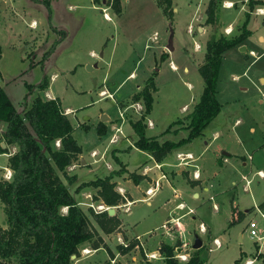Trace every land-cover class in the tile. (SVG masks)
Wrapping results in <instances>:
<instances>
[{
  "label": "rangeland",
  "instance_id": "1",
  "mask_svg": "<svg viewBox=\"0 0 264 264\" xmlns=\"http://www.w3.org/2000/svg\"><path fill=\"white\" fill-rule=\"evenodd\" d=\"M171 1L177 8H173L170 19L160 0H121L119 14L106 0H0V85L7 98L21 111L31 104L34 95L58 96L63 111H71L66 115L82 147L65 173L59 172L91 223L103 234L105 244L94 251L90 247H86L90 251L80 248L79 254L72 256L71 264H142L146 258L158 263L164 258L159 250L163 242L180 243L174 252L189 257L196 249L191 245L194 233L202 240L199 255L205 259L201 264H244L246 258L253 257L251 264H262L255 253L264 251V243L257 247L256 237L250 236L246 223L255 220L257 233L264 234V208L260 206L264 202V39L260 40L258 35H264V14L251 13L247 22L252 29L250 36L223 53L216 86L219 112L199 135L156 160L133 144L137 135L130 121L144 111L143 100L134 101L133 93L149 77L154 80L152 107L144 118L146 135H156L159 140L185 136L187 114L203 87L198 65L203 60L205 41L212 32L240 33L247 7L243 0L233 1L238 6L223 1L226 8L219 1V18L211 24L205 20L208 1ZM221 19L239 24L240 31L227 33ZM44 75L48 86L40 87L37 84ZM102 114L108 118H102ZM99 123L105 127L100 134ZM4 125L0 121V128ZM113 133L115 140H111ZM7 150L2 152L0 148V177L4 178L8 173L5 158L11 147ZM185 151L195 157L189 164V158L182 160L178 156ZM222 151L231 155L220 164L217 157ZM115 156L130 170L126 168L112 180H120L137 200L126 210V197L131 196L125 189L126 197L109 205L116 208L119 224L106 233L90 212L103 209L102 200L94 197L96 188L92 191L91 186H84L77 191L76 187L82 181L119 168ZM165 157V161L176 164H161ZM194 163L204 176L201 186L196 188L187 181L184 169L183 174L178 172L180 165L185 164L193 177ZM130 172L142 176L140 182L148 186L145 192V186L137 185ZM155 173L167 174L160 178L159 186ZM168 173L180 175L174 180L175 187L170 184ZM69 175L75 176L73 182H69ZM245 176L251 178L247 185ZM156 186L148 204L146 197ZM115 188L121 192L117 185ZM149 188L152 190L147 192ZM177 193L186 202L180 211L192 208L185 217L192 220L189 242L185 245L175 225L161 223L179 207H175L180 199ZM232 204L236 206L234 213ZM239 212L243 215L237 219ZM119 216L124 217L125 223ZM229 218L235 220L229 224ZM200 221L206 231L200 230ZM0 223L6 226L1 202ZM135 233L141 234V238ZM214 236L221 240L220 247H213ZM132 241L136 244L123 253L120 245ZM150 252L155 256L148 257Z\"/></svg>",
  "mask_w": 264,
  "mask_h": 264
},
{
  "label": "trees",
  "instance_id": "2",
  "mask_svg": "<svg viewBox=\"0 0 264 264\" xmlns=\"http://www.w3.org/2000/svg\"><path fill=\"white\" fill-rule=\"evenodd\" d=\"M162 1L163 12L171 19L172 1ZM248 2L250 8H254L261 1ZM106 4L111 5L116 13L121 12V0H106ZM218 10L219 0H208L206 22H217ZM248 14L240 33L215 35L212 32L206 39L203 60L198 65L203 87L187 114L184 126L188 131L185 136L177 140H159L156 135H146L144 118L152 107V91L156 89L154 80L149 77L141 89L133 93L134 101L141 98L144 102V111L130 121L137 135L133 141L136 147L160 160L173 147L199 135L219 112L221 104L216 96V86L222 56L224 51L240 45L250 34L246 26ZM37 85L47 87V76L44 75ZM0 121L5 122L4 127L0 128V139L5 143L0 147L1 151H8L10 145L16 146L7 158L11 177H0V202L6 218V226L0 223V264H71L72 255H78L80 248L102 247L105 244L102 235L91 223L59 172L65 173L66 166L82 152L74 136V125L61 108L60 98H43L37 94L29 106L25 105L18 111L0 85ZM104 131L105 127L97 124V132L100 134ZM56 139H59V145H55ZM115 158L120 164L119 168L110 170L104 176L80 182L76 190L84 186L96 188L94 197L106 205L118 204L123 200L124 194L115 188L116 183L112 178L125 172L126 168L117 156ZM129 176L135 183L142 177L135 172H130ZM68 180L73 182L75 176L69 175ZM63 207H66L65 211ZM90 212L94 222L106 233L113 231L119 224L117 215L109 214L107 209ZM242 215L239 212L237 219ZM87 243L89 246H86ZM135 244V241L121 244L120 250L124 253ZM179 244L163 242L159 246L163 261L156 263L146 258L142 264H201L204 261L205 258L199 255L201 247L196 248L187 260H180L174 252ZM255 254L261 257L264 264V253L257 251Z\"/></svg>",
  "mask_w": 264,
  "mask_h": 264
},
{
  "label": "crops",
  "instance_id": "3",
  "mask_svg": "<svg viewBox=\"0 0 264 264\" xmlns=\"http://www.w3.org/2000/svg\"><path fill=\"white\" fill-rule=\"evenodd\" d=\"M204 1H208V0H204ZM219 1H221V7H225L226 8V6H224L223 5V1H224V4L226 3L227 5H231V3L234 1V0H219ZM245 3H246V5H247V7H246V11H245V16H246V13L247 12H249V16H248V18L250 17V15H251V13H259V14H264V0H252V1H261L260 3H256L255 4V6H254V8H250V4H249V0H243ZM238 6L237 5V3L235 2H233V4H232V6ZM243 5V4H242ZM228 7V6H227ZM173 8L174 9H176L177 7H175V6H173ZM261 8V11H259L258 9H260ZM255 9V10H254ZM220 12V11H219ZM107 14V13H106ZM220 15V14H219ZM109 16V15H108ZM244 21V20H243ZM243 21H242V23H240V25H242L243 24ZM263 22H264V19L262 20ZM221 22H222V24H221V26L224 28H226L225 30H226V32L227 33H229V32H231L232 30H235L236 29V31L235 32H238V31H240L239 29H238V26H239V24H234V21H227V22H225L224 20H222L221 19ZM248 22V21H247ZM246 26L250 29V31L252 32V29L248 26V24L246 23ZM251 32H250V34H251ZM250 34L247 36V37H249L250 36ZM259 35V38H260V40H263L264 39V35L262 34V33H259L258 34ZM246 37V38H247ZM245 38V39H246ZM245 39L243 40V42L245 41ZM242 42V43H243ZM250 50H253V49H250ZM254 51V50H253ZM50 97H54V96H50ZM70 113L71 111L68 109V108H66V113ZM148 124H150V125H152L153 123H152V121L151 120H149L148 121ZM131 146V145H130ZM262 146H264V144H262ZM10 147H11V151H14L15 149H16V146L15 145H10ZM179 152H182V151H179ZM183 153H189L190 155V158L188 159V164L190 163L189 162V160L191 161H193L194 160V156H193V154L191 153V152H189V151H185V152H183ZM168 154V153H167ZM148 155H149V157H152L151 156V154H149L148 153ZM229 155H231V152H229V151H222L221 152V154L220 155H218V157H217V161L220 163V164H222L223 163V161L226 159V157L227 156H229ZM7 158H8V155L6 156V158H5V161H7ZM166 160V157L163 159V161L161 162V164H163V165H175L176 164V162H168V161H165ZM154 162H155V160H153ZM157 162V161H156ZM186 164V163H185ZM185 164L184 165H180V168H178L179 169V173H182L184 170L186 171L185 173L187 174V176H188V178H186L187 179V181L191 184V186H192V188H196V187H198V186H201V184H202V180L204 179L203 177V172H202V170L201 169H199L197 166V164L196 163H194L195 164V166H193V168H192V172H193V177H190V175H189V173H188V170H186L185 169ZM125 168H128V170H130V168L128 167V166H126L125 165ZM177 169V170H178ZM182 169H184V170H182ZM8 170H10V168L8 167ZM259 171L260 172H262V170L261 169H259ZM158 172H159V170H158ZM177 172V173H178ZM156 174V176L154 175V177H157L156 178V180H158V186L162 183V181H161V179L162 178H166V176H167V174L165 173V176H162L160 173H155ZM183 174V173H182ZM181 174V175H182ZM195 174V175H194ZM197 174H199L198 175V177H197ZM168 175H170V176H168L169 177V179H170V184L172 185V187L174 186L175 187V184H174V180L175 179H178L179 177H180V175H177L176 173L175 174H171V173H168ZM125 178H127V177H125ZM161 178V179H160ZM128 179V178H127ZM160 179V180H159ZM245 179H246V185L251 181V178H248V177H246L245 176ZM115 180V179H114ZM117 180V182H116V185H117V188L122 192V194H124V196L126 197V195H125V193H123V191L126 189L127 190V192L129 193V195L131 196L130 198H127L126 197V199H127V202H126V205H127V209L126 210H128V209H130L129 208V206L131 205V204H133V203H135L136 202V200H137V198H134L133 196H132V194L129 192V190L127 189V188H125L123 185H122V183L120 182V180H118V179H116ZM141 180H139V182L138 183H136L137 185L138 184H140V185H142V186H145L144 187V192H145V188H147L148 186H147V184H144V183H142V182H140ZM210 185H211V183H210ZM158 186H156L155 188H154V190L152 191V193L150 194V195H148L146 198H147V200H146V202L148 203V204H150L151 203V198L149 197V196H151L155 191H156V189H157V187ZM205 188L207 189V187L205 186ZM92 191H94V188L92 187V189H91ZM90 190V191H91ZM194 190V189H193ZM147 194V193H146ZM177 195H179L178 197H180V194L179 193H177ZM194 195H198V192H195L194 191ZM144 198V197H143ZM184 204H186V202H185V200L182 198V197H180V199H178L177 201H176V204H175V207L176 206H179L178 208H176V211L175 212H173V211H171V214L170 215H168L166 218H164L163 220H162V224H168L169 222H171L173 225H175L176 226V230H177V232H178V235H179V238H180V240L181 241H185L186 243H188L189 241H187V240H189V238H188V234L189 233H191V231H189V227H190V224H192V220L191 219H185V217H186V215H188L189 213H187L188 211H192V208H189L188 209V211H184V212H181L180 210L181 209H183V208H180L181 206H184ZM100 206H103V207H109V205H106V204H102V205H100ZM260 206H262L263 208H264V202H261L260 203ZM102 207V208H103ZM232 208L234 209V211H235V208H236V206L234 205V204H232ZM107 209V208H106ZM101 210V209H100ZM179 210V211H178ZM234 211H233V213H234ZM116 208L114 207V212H113V214H116ZM169 214V213H168ZM119 218L121 219V221H122V223H125V219H124V217L123 216H119ZM231 218H229L228 219V222H229V224H231L232 222H231ZM201 222V221H200ZM126 223H127V221H126ZM169 225V224H168ZM162 227V226H161ZM98 229V228H97ZM206 230H207V228H206ZM148 231V230H147ZM100 233V232H99ZM101 235H102V237H103V234L102 233H100ZM136 234V236H137V238H141V234H138V233H135ZM185 234H186V237H185ZM239 237L241 238V232L239 233ZM263 244V243H262ZM257 245V247H258V244H256ZM158 246V245H157ZM101 248V247H100ZM95 249H92L91 251H94ZM257 250V249H256ZM261 252H264V251H261ZM254 262V261H253Z\"/></svg>",
  "mask_w": 264,
  "mask_h": 264
},
{
  "label": "built area",
  "instance_id": "4",
  "mask_svg": "<svg viewBox=\"0 0 264 264\" xmlns=\"http://www.w3.org/2000/svg\"><path fill=\"white\" fill-rule=\"evenodd\" d=\"M259 10V9H258ZM250 53H252V54H255L254 53V51L253 50H250ZM136 104H137V106H139L140 107V104L138 103V102H135ZM136 106V108H138ZM113 136L111 137V140H115V138H116V135L113 133L112 134ZM56 141V144L57 145H59V139H56L55 140ZM263 149H264V147H263ZM190 154L189 153H185V154H183V153H178V156H179V158H181L182 160H185V159H187V158H190V156H189ZM11 170H8V173H7V175H6V178H10L11 177ZM152 190V188H149V189H146V191L147 192H150L151 190ZM103 207V206H102ZM102 207H100V208H102ZM64 208V207H63ZM107 207H103V209H106ZM66 210V207H65V209H64V211ZM261 214L264 216V212H261ZM163 225H165V224H163ZM246 227H247V229H248V232H249V234H250V236H252V237H256L255 238V240H256V242H257V244H258V248L261 246V244L262 243H264V234L263 235H259L258 233H257V231H256V222H255V220H253V219H249L248 221H247V223H246ZM199 228H200V230L201 231H206V227H205V225L203 224V222H199ZM185 244H187L186 242H184V244L183 245H185ZM212 244L214 245L213 247H220L221 245H222V242H221V240L219 239V237H217V236H214L213 238H212ZM212 246H210L209 247V250H211L212 248H213ZM177 248H180V247H177ZM258 248H257V250H258ZM84 249V251H86V249L87 250H89L88 248H83ZM90 251V250H89ZM258 251H260V250H258ZM88 252V251H87ZM147 255H148V257H153V256H155V253H152V252H150V253H147ZM175 256H177L178 258H180V259H182V260H187L188 259V257H187V255L186 254H182V253H175ZM150 260V259H149ZM253 261H254V257L253 258H246L245 260H244V264H251V263H253Z\"/></svg>",
  "mask_w": 264,
  "mask_h": 264
},
{
  "label": "water",
  "instance_id": "5",
  "mask_svg": "<svg viewBox=\"0 0 264 264\" xmlns=\"http://www.w3.org/2000/svg\"><path fill=\"white\" fill-rule=\"evenodd\" d=\"M168 47L172 48L171 44H169ZM241 48L243 49V48H245V46H241ZM102 118H108V116L106 114H102ZM2 145L3 146L5 145V143L3 141H2ZM82 160L84 161V159H82ZM107 211H108L109 214H113L114 207L113 206L107 207ZM191 245L194 248H198V247H200L202 245V240H201V238L199 237V235L197 233H194L193 238L191 240ZM72 256H74V254Z\"/></svg>",
  "mask_w": 264,
  "mask_h": 264
},
{
  "label": "bare ground",
  "instance_id": "6",
  "mask_svg": "<svg viewBox=\"0 0 264 264\" xmlns=\"http://www.w3.org/2000/svg\"><path fill=\"white\" fill-rule=\"evenodd\" d=\"M259 11H261V8L259 9ZM106 16H108L107 14H105ZM109 18V17H108ZM151 190V189H150Z\"/></svg>",
  "mask_w": 264,
  "mask_h": 264
}]
</instances>
